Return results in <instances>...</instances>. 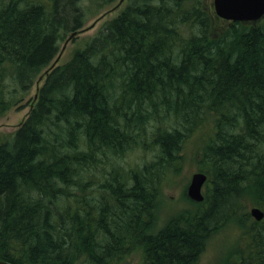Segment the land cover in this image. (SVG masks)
Listing matches in <instances>:
<instances>
[{
	"label": "trees",
	"instance_id": "16d2710c",
	"mask_svg": "<svg viewBox=\"0 0 264 264\" xmlns=\"http://www.w3.org/2000/svg\"><path fill=\"white\" fill-rule=\"evenodd\" d=\"M115 1L0 0V114L22 105L67 32ZM30 100L0 140V259L115 264L139 244L143 264H195L242 194L264 212V16L231 22L211 1L127 0ZM194 131L208 196L147 234L161 179ZM134 148L151 152L126 157ZM242 216L256 251L237 260L264 264V216Z\"/></svg>",
	"mask_w": 264,
	"mask_h": 264
},
{
	"label": "rangeland",
	"instance_id": "374dc122",
	"mask_svg": "<svg viewBox=\"0 0 264 264\" xmlns=\"http://www.w3.org/2000/svg\"><path fill=\"white\" fill-rule=\"evenodd\" d=\"M84 1L89 4L90 9L94 7V2L90 4V0ZM206 1L210 2L211 0ZM117 2L118 0L100 8L95 15L88 18L83 26V28L86 29L77 33V35L66 44L60 53L57 64H61L68 60L76 48L81 47L90 36L100 31L107 21L115 17L119 11L123 9L127 0H123L119 4ZM68 34L67 32L65 38ZM63 42L64 41L60 43L56 56L59 54ZM40 75H42V78L38 79ZM40 75L34 80L20 107H12L0 114V140L9 137V134H11L17 128L18 124L25 119L33 101H31L30 98L35 96L36 88L43 82L44 75ZM200 145V137L198 133L194 131L182 147L180 153L181 157L177 163V167L174 168V170L167 171L161 179L160 190L156 197L154 208L152 209L153 216L150 220L147 233H156L172 217L190 213L196 209L198 210V208L202 206L203 202L200 203V201H194L189 197L187 198L186 194V188L191 174L195 171L205 169V163L200 155ZM149 155L150 152L142 148H134L127 153V157L138 160L140 158H148ZM210 174L212 176V173ZM207 176L208 179L201 189L204 197L208 196V189L210 188V176L208 172ZM243 196L239 209L240 214H237V217L219 223L218 228L207 238L204 248L196 259L195 264H240L241 261L237 260L240 255L242 259L247 260L249 254L256 251L250 248L251 238L247 232L249 226L246 227L247 224L244 223L245 219L242 216L243 213H249L250 208L256 204H254V200L251 198L249 192H247V195L245 194ZM244 204L246 206H244ZM252 219L254 220V218ZM142 255L141 246L139 244H133L127 255L115 264H143ZM254 263H257L256 259Z\"/></svg>",
	"mask_w": 264,
	"mask_h": 264
},
{
	"label": "water",
	"instance_id": "95a60500",
	"mask_svg": "<svg viewBox=\"0 0 264 264\" xmlns=\"http://www.w3.org/2000/svg\"><path fill=\"white\" fill-rule=\"evenodd\" d=\"M123 0H118V4ZM211 7L214 13L223 20L240 21V22H256L264 16V0H211ZM86 28L68 34L63 42L59 54L54 58L50 66L43 71V75L47 74L58 61L60 53L68 43V41L78 32H82ZM42 75L38 79H41ZM37 89V88H36ZM207 175L202 171H195L191 174L189 183L186 188V194L194 201H201L203 194L201 187L205 182ZM250 215L257 221L261 220L264 212L257 206H253L249 211ZM0 264H12L6 260L0 259Z\"/></svg>",
	"mask_w": 264,
	"mask_h": 264
},
{
	"label": "bare ground",
	"instance_id": "6f19581e",
	"mask_svg": "<svg viewBox=\"0 0 264 264\" xmlns=\"http://www.w3.org/2000/svg\"><path fill=\"white\" fill-rule=\"evenodd\" d=\"M34 79V78H33ZM31 86V85H30ZM225 108V107H224ZM204 110V109H203ZM222 110H223V108H222ZM225 110V109H224ZM218 111V110H217ZM160 113V112H159ZM162 113V112H161ZM193 113V112H192ZM206 113V112H205ZM208 113V112H207ZM228 113V112H227ZM232 114V113H231ZM208 117V116H207ZM206 117V118H207ZM235 117V116H234ZM180 118V117H179ZM238 118V117H237ZM214 119V118H213ZM224 119V118H223ZM179 120V119H178ZM182 120V119H181ZM202 120V119H201ZM200 120V121H201ZM215 120V119H214ZM204 121V120H203ZM207 123V122H206ZM202 128V127H201ZM153 129V128H152ZM228 131V130H227ZM153 132V131H152ZM85 134V133H84ZM241 134V133H240ZM10 135V134H9ZM146 136V135H145ZM136 137V136H135ZM236 137V136H235ZM8 138V137H7ZM6 138V139H7ZM11 138V137H10ZM84 138V137H83ZM143 138V137H142ZM240 138V137H239ZM4 139V138H3ZM85 139V138H84ZM130 140V139H129ZM138 140V139H137ZM8 141V140H7ZM139 142V141H138ZM145 142V141H144ZM150 142V141H149ZM245 143V142H244ZM129 144V143H128ZM149 144V143H148ZM123 145V144H122ZM133 145V144H132ZM137 145V144H136ZM81 146V145H80ZM148 146H150V145H148ZM82 147V146H81ZM125 147V146H124ZM155 147V146H154ZM158 147V146H157ZM127 148V147H126ZM148 148H151V147H148ZM84 149V148H83ZM260 150V149H259ZM154 151H156L155 149H154ZM257 151V150H256ZM151 152V151H150ZM259 152V151H258ZM261 154V153H260ZM120 157V156H119ZM127 157V156H126ZM121 158V157H120ZM125 159H127V158H125ZM109 161V160H108ZM119 162H121V160L119 161ZM127 162H129V161H127ZM118 163V162H117ZM131 163V162H130ZM207 163V162H206ZM127 164V163H126ZM108 165V164H107ZM129 167H130V165L129 164H127ZM132 165V164H131ZM209 165V164H208ZM97 166V165H96ZM124 166H126V165H124ZM141 166V165H140ZM101 167V166H100ZM104 167V166H103ZM105 167H106V165H105ZM99 168V167H98ZM102 168V167H101ZM127 168V167H126ZM129 169V168H128ZM138 169V168H137ZM98 170V169H97ZM141 170V169H140ZM103 171V170H102ZM127 171V170H126ZM96 172V171H95ZM124 172V171H123ZM138 172H140V171H138ZM133 173H134V171H133ZM95 174V173H94ZM99 174V173H98ZM119 174V173H118ZM216 174V173H215ZM133 175V174H132ZM101 176V175H100ZM122 176V175H121ZM140 177V176H139ZM144 178V177H143ZM97 179V178H96ZM104 179V178H103ZM117 179V178H116ZM122 179V178H121ZM210 179V178H209ZM94 180L95 179H93V183H94ZM101 180V179H100ZM95 181H97V180H95ZM99 181V180H98ZM210 181V180H209ZM119 183V182H118ZM206 183V182H205ZM90 185V184H89ZM90 186H92V185H90ZM208 187V186H207ZM247 188V187H246ZM109 189V188H108ZM113 189V188H112ZM202 189V188H201ZM113 191V190H112ZM185 192V191H184ZM245 192V191H244ZM241 193H242V191H241ZM203 194V193H202ZM107 195V194H106ZM186 195V194H185ZM242 196H243V194H242ZM244 197V196H243ZM186 198V197H185ZM187 198H188V196H187ZM186 198V199H187ZM246 200V199H245ZM251 200V199H250ZM253 201V200H252ZM254 204H255V202H254ZM158 205V204H157ZM244 206H246L245 204H244ZM255 206H257V205H255ZM175 214V213H174ZM253 218V217H252ZM226 222V221H225ZM148 231V230H147ZM148 234V233H147ZM205 242V241H204ZM204 245V244H203ZM204 248V247H203ZM201 253V252H200Z\"/></svg>",
	"mask_w": 264,
	"mask_h": 264
}]
</instances>
